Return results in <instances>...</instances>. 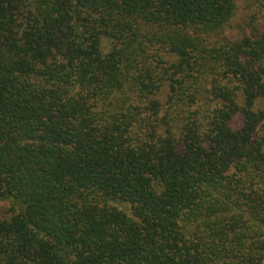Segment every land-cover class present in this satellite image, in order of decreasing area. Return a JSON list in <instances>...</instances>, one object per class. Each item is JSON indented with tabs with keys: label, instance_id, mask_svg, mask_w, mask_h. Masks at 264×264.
<instances>
[{
	"label": "trees",
	"instance_id": "trees-1",
	"mask_svg": "<svg viewBox=\"0 0 264 264\" xmlns=\"http://www.w3.org/2000/svg\"><path fill=\"white\" fill-rule=\"evenodd\" d=\"M0 264H264V0H0Z\"/></svg>",
	"mask_w": 264,
	"mask_h": 264
}]
</instances>
